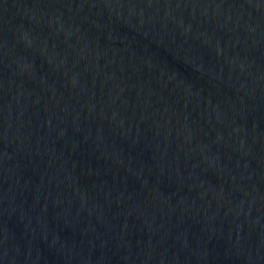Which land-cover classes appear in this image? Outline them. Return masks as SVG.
<instances>
[{"label":"water","instance_id":"water-1","mask_svg":"<svg viewBox=\"0 0 264 264\" xmlns=\"http://www.w3.org/2000/svg\"><path fill=\"white\" fill-rule=\"evenodd\" d=\"M0 264H264V0H0Z\"/></svg>","mask_w":264,"mask_h":264}]
</instances>
